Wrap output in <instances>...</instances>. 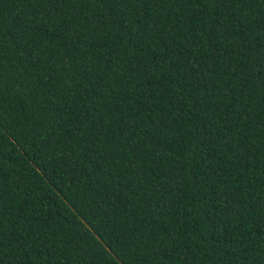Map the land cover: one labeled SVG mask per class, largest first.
<instances>
[{"label":"trees","instance_id":"16d2710c","mask_svg":"<svg viewBox=\"0 0 264 264\" xmlns=\"http://www.w3.org/2000/svg\"><path fill=\"white\" fill-rule=\"evenodd\" d=\"M264 0H0V264H264Z\"/></svg>","mask_w":264,"mask_h":264},{"label":"snow or ice","instance_id":"6c2138e0","mask_svg":"<svg viewBox=\"0 0 264 264\" xmlns=\"http://www.w3.org/2000/svg\"><path fill=\"white\" fill-rule=\"evenodd\" d=\"M262 60H264V56H262Z\"/></svg>","mask_w":264,"mask_h":264}]
</instances>
